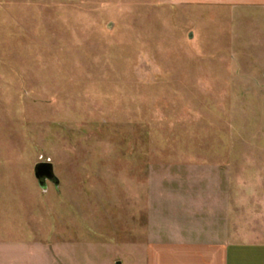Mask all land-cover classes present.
Wrapping results in <instances>:
<instances>
[{
	"label": "rangeland",
	"instance_id": "obj_1",
	"mask_svg": "<svg viewBox=\"0 0 264 264\" xmlns=\"http://www.w3.org/2000/svg\"><path fill=\"white\" fill-rule=\"evenodd\" d=\"M230 230L264 231V5L0 0V264Z\"/></svg>",
	"mask_w": 264,
	"mask_h": 264
},
{
	"label": "crops",
	"instance_id": "obj_2",
	"mask_svg": "<svg viewBox=\"0 0 264 264\" xmlns=\"http://www.w3.org/2000/svg\"><path fill=\"white\" fill-rule=\"evenodd\" d=\"M185 1L206 6L264 5V0ZM145 264H264V231L249 237L230 230L216 237L206 234L153 241L147 245Z\"/></svg>",
	"mask_w": 264,
	"mask_h": 264
},
{
	"label": "water",
	"instance_id": "obj_3",
	"mask_svg": "<svg viewBox=\"0 0 264 264\" xmlns=\"http://www.w3.org/2000/svg\"><path fill=\"white\" fill-rule=\"evenodd\" d=\"M36 178L40 180L42 186H46L45 180L54 181L57 179L55 175V168L52 162H41L35 167Z\"/></svg>",
	"mask_w": 264,
	"mask_h": 264
}]
</instances>
